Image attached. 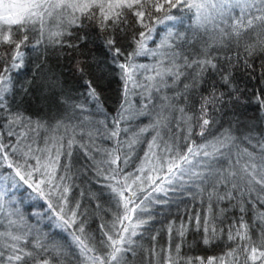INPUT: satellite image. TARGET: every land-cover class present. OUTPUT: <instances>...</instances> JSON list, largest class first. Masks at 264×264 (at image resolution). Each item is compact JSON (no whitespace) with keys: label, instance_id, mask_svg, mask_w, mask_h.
Segmentation results:
<instances>
[{"label":"snow or ice","instance_id":"obj_1","mask_svg":"<svg viewBox=\"0 0 264 264\" xmlns=\"http://www.w3.org/2000/svg\"><path fill=\"white\" fill-rule=\"evenodd\" d=\"M248 81L264 89V0H0V264H264V90ZM25 187L36 224L10 195ZM169 204L183 212L145 247ZM200 245L220 254L184 252Z\"/></svg>","mask_w":264,"mask_h":264},{"label":"trees","instance_id":"obj_2","mask_svg":"<svg viewBox=\"0 0 264 264\" xmlns=\"http://www.w3.org/2000/svg\"><path fill=\"white\" fill-rule=\"evenodd\" d=\"M173 12H176V10H173ZM168 26H173L175 31L184 30V26L180 25L179 23L172 25L171 22H168ZM158 31H166V26L161 25L158 27ZM31 52V50H28ZM33 60H35V56L32 57ZM141 62L143 63H149L150 61L147 58H140ZM50 64L56 72H61L63 69L67 67L66 61H59L56 57H50L49 58ZM33 64L29 63L26 65V67L18 74H15L17 77V80L22 82L23 80L30 78L32 76V69ZM62 79L65 81V87L69 88H75L78 87L74 83L73 78L69 73L66 71L63 74ZM249 88L251 89L248 91L247 95L249 97H252L254 92L257 90H264L260 89V86L257 85L254 81H248ZM105 91H104V98L105 103L108 109H113L115 107V101L117 99L118 93L120 91V81L118 77L112 76L110 80L105 84ZM22 107L26 109L30 114L35 115L38 113L41 109V100H40V93L37 89H33V95L30 97H26ZM241 111H244L246 115L248 116H258V106L254 103H249L246 105L244 109H241ZM256 127L258 129L264 130V122H261L259 120L254 121ZM142 154V153H141ZM77 161V167H80L81 164H83V158L82 156H78L75 158ZM92 178L88 175H81L80 178L76 181V183L80 186L76 189L75 195L79 197L81 189L84 190L85 196L82 198L83 205L89 209V212L91 213L90 219H89V230L92 232H95L97 236L100 235L99 233V224L101 223V220L92 213V209L94 208V204L89 206L88 191H95L98 185L91 182ZM30 190H27L25 188L20 189H13L12 193L10 195L14 194L16 197L17 204L15 206H19L22 213L25 214L26 217L29 218V222L32 224H36V218L31 216V212L35 209L36 202L32 201L29 196L28 192ZM42 207H46L43 205V202H39ZM12 205H9L8 207H15ZM183 205H180L179 211L176 204H169V205H155L153 206V212L152 215L154 219L152 222L147 226V232L145 234V238L142 241L144 243L145 247L150 246L152 241L150 239L151 235L155 234L156 230L162 229L166 223L170 220L176 219L178 215H180L183 212ZM110 219V216H109ZM46 223V222H45ZM40 227H43L45 231L56 233L57 238L64 236L63 233H58L57 230L51 229L50 227L45 228V225L42 223L40 224ZM195 236L194 233H191L189 235V241L193 239ZM158 240L161 243L167 242V234L166 232L161 233V235L158 237ZM221 249L218 247L213 248H205L203 245H200L199 247H188L186 246L184 248V252L189 255H201V256H208V255H219Z\"/></svg>","mask_w":264,"mask_h":264},{"label":"rangeland","instance_id":"obj_3","mask_svg":"<svg viewBox=\"0 0 264 264\" xmlns=\"http://www.w3.org/2000/svg\"><path fill=\"white\" fill-rule=\"evenodd\" d=\"M180 31H183V30H180ZM41 228H43V227H41Z\"/></svg>","mask_w":264,"mask_h":264}]
</instances>
